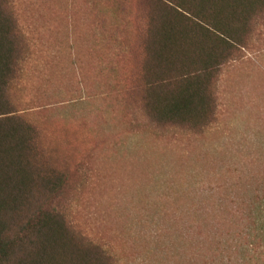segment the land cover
I'll list each match as a JSON object with an SVG mask.
<instances>
[{"label":"rangeland","instance_id":"obj_1","mask_svg":"<svg viewBox=\"0 0 264 264\" xmlns=\"http://www.w3.org/2000/svg\"><path fill=\"white\" fill-rule=\"evenodd\" d=\"M16 5L45 54L29 93L77 173L76 228L116 264H264V219L243 210L264 194V23L223 71L217 121L196 133L158 128L129 103L124 58L103 39L134 35L111 0Z\"/></svg>","mask_w":264,"mask_h":264},{"label":"trees","instance_id":"obj_2","mask_svg":"<svg viewBox=\"0 0 264 264\" xmlns=\"http://www.w3.org/2000/svg\"><path fill=\"white\" fill-rule=\"evenodd\" d=\"M111 2L128 16L134 39L99 28L124 58L135 112L158 128L197 133L213 125L223 71L252 44L264 0ZM28 29L16 0H0V264H116L106 245L72 221L77 173L47 142L48 127L34 110L29 82L45 54ZM245 207L264 219V194Z\"/></svg>","mask_w":264,"mask_h":264}]
</instances>
